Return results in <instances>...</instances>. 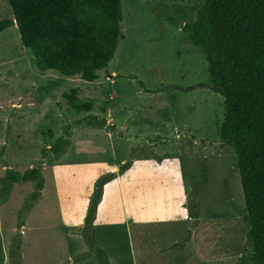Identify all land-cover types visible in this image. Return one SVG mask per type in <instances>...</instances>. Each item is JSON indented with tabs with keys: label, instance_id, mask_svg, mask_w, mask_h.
I'll return each instance as SVG.
<instances>
[{
	"label": "rangeland",
	"instance_id": "374dc122",
	"mask_svg": "<svg viewBox=\"0 0 264 264\" xmlns=\"http://www.w3.org/2000/svg\"><path fill=\"white\" fill-rule=\"evenodd\" d=\"M202 3L121 0L124 37L92 82L40 71L16 25L0 31V264H250L224 97L181 29ZM32 167L36 180L7 176ZM112 174L91 229L102 260L83 227Z\"/></svg>",
	"mask_w": 264,
	"mask_h": 264
},
{
	"label": "trees",
	"instance_id": "16d2710c",
	"mask_svg": "<svg viewBox=\"0 0 264 264\" xmlns=\"http://www.w3.org/2000/svg\"><path fill=\"white\" fill-rule=\"evenodd\" d=\"M7 2L12 18L0 20V31L16 25L21 44L30 50L40 71L53 70L95 81L124 37L121 0ZM181 29L188 42L204 55L212 90L224 97L220 138L233 147L236 155L250 264H264V0H203L196 19ZM76 95V89L63 94L73 109L79 107ZM67 143L68 138L57 137L52 152H61ZM7 176L12 182L36 180L40 171L32 167L23 174ZM112 176L99 179V189L90 203L83 227L90 248H98L92 237V222L102 185ZM41 188L42 179L37 182L38 191ZM97 252L105 259L101 249Z\"/></svg>",
	"mask_w": 264,
	"mask_h": 264
},
{
	"label": "crops",
	"instance_id": "0c3cea01",
	"mask_svg": "<svg viewBox=\"0 0 264 264\" xmlns=\"http://www.w3.org/2000/svg\"><path fill=\"white\" fill-rule=\"evenodd\" d=\"M148 173H149V175H147L148 177H149V176H153V177H155L156 180L158 179V177H157L158 174L154 173L153 171H150V172H148ZM148 173H147V174H148ZM145 176H146V174H145Z\"/></svg>",
	"mask_w": 264,
	"mask_h": 264
}]
</instances>
